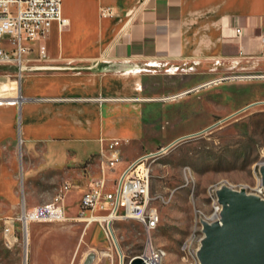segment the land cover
Returning a JSON list of instances; mask_svg holds the SVG:
<instances>
[{
    "label": "crops",
    "instance_id": "obj_1",
    "mask_svg": "<svg viewBox=\"0 0 264 264\" xmlns=\"http://www.w3.org/2000/svg\"><path fill=\"white\" fill-rule=\"evenodd\" d=\"M100 7L117 14L102 19ZM62 14L66 27L28 43L21 75L0 76V97L24 99L20 119L18 103L0 104V145L21 139L25 178L78 169L113 140L119 173L154 154L159 104L165 117L172 102L198 96L208 72L264 77V0H65Z\"/></svg>",
    "mask_w": 264,
    "mask_h": 264
},
{
    "label": "rangeland",
    "instance_id": "obj_2",
    "mask_svg": "<svg viewBox=\"0 0 264 264\" xmlns=\"http://www.w3.org/2000/svg\"><path fill=\"white\" fill-rule=\"evenodd\" d=\"M9 74L20 72L0 66V76ZM203 77L216 84L198 96L172 102L165 117L166 103L158 106L161 136L151 142L156 145L154 154L168 149L147 161L153 204L160 214L155 230L135 220H117L111 236L98 223L89 225L77 214L90 182L101 174L98 157L75 170L41 171L25 178L27 156H23L20 139L0 145V162L15 167L0 169V219L34 217L26 229L27 264H122V258L123 264H129L151 249L165 251L162 264H197L202 222L211 220L217 190L227 186L259 194L264 161V77L245 72H208ZM124 151L127 159H133L138 149L127 146ZM65 183L71 189L65 198L64 218L44 220L35 215L38 208L54 204ZM10 192L15 201L8 197ZM23 229L19 220L18 243L12 249L0 237V264H24Z\"/></svg>",
    "mask_w": 264,
    "mask_h": 264
},
{
    "label": "built area",
    "instance_id": "obj_3",
    "mask_svg": "<svg viewBox=\"0 0 264 264\" xmlns=\"http://www.w3.org/2000/svg\"><path fill=\"white\" fill-rule=\"evenodd\" d=\"M65 0H0V65L16 66L23 70L25 56L29 52L28 43L40 41L51 34L54 24L60 29L68 25L63 17L62 4ZM102 19L116 16L112 7H100ZM10 36L8 40L4 36ZM241 36L242 30L236 29ZM8 41L9 48L4 42ZM264 43V36L262 37ZM42 58H46L45 48H41ZM121 142L110 141L101 157V174L94 178L80 201L79 213L88 224L98 223L107 234L111 233L113 223L117 220H135L147 230H155L160 222L158 208L154 206L151 195V169L147 164L154 154L146 155L127 165L116 173L122 164L119 152ZM71 185L65 183L54 204L38 208L37 216L42 219H63L65 198ZM261 198L264 199L262 193ZM223 207L218 198L214 199V215L222 212ZM87 217V218H85ZM20 218L7 217L0 219V237L10 240L11 249L18 243L17 224ZM186 244L184 245V249ZM157 250L151 249L141 257L145 264H158ZM123 264V258H122Z\"/></svg>",
    "mask_w": 264,
    "mask_h": 264
},
{
    "label": "water",
    "instance_id": "obj_4",
    "mask_svg": "<svg viewBox=\"0 0 264 264\" xmlns=\"http://www.w3.org/2000/svg\"><path fill=\"white\" fill-rule=\"evenodd\" d=\"M23 101L21 94L20 99L11 101L19 105V119ZM260 172L264 189V165ZM216 194L223 207L221 220L211 224L202 222L204 237L197 252L200 264H264V199L227 186L218 189ZM140 264H145L143 258Z\"/></svg>",
    "mask_w": 264,
    "mask_h": 264
},
{
    "label": "bare ground",
    "instance_id": "obj_5",
    "mask_svg": "<svg viewBox=\"0 0 264 264\" xmlns=\"http://www.w3.org/2000/svg\"><path fill=\"white\" fill-rule=\"evenodd\" d=\"M210 84H211V83H210ZM17 99H20V95L15 96V97H0V101H14V100H17ZM261 165H264V161L261 162ZM260 185H261V180H260ZM257 188H258V187H257ZM258 192H259V194L254 193V194H252V195H256V196L261 197L260 194L262 193V195H263V197H264V189H263L262 185H261V187L258 189ZM24 215H25V214H23V215L20 216L19 218H20V220L22 221V223H23V227H24V229H23V230H24V235H25V239H24V247H25V253H26L24 264H27L28 247H29V235H28L26 229H27V224H28V222H29L30 220H32L34 217H33L32 215H30V214H26V216H25V218H24L25 221H24V220H23V216H24ZM220 220H221V212H218V213H215L214 215H212L211 220H207V219H205V220H203V221H206L207 223L211 224V223H214V222H220ZM203 237H204V236H203ZM202 239H203V238H202ZM5 242H6L7 247H8V248H11V242H10V240H5ZM165 256H166L165 251L157 250V262H158V264H162V261H163V259H164ZM141 259H142L141 256H136V258H135V260L132 262V264H140ZM196 259H197V264H200L199 259H198V256H196Z\"/></svg>",
    "mask_w": 264,
    "mask_h": 264
}]
</instances>
